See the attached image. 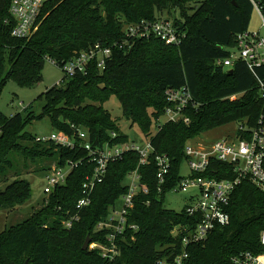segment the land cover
Wrapping results in <instances>:
<instances>
[{
  "label": "trees",
  "instance_id": "obj_1",
  "mask_svg": "<svg viewBox=\"0 0 264 264\" xmlns=\"http://www.w3.org/2000/svg\"><path fill=\"white\" fill-rule=\"evenodd\" d=\"M11 1L0 0V93L9 79L22 87L36 85L42 80L47 58L62 65L95 43L110 47L111 54L104 69L91 62L85 73L64 76L60 84L46 90L39 96L43 100L39 114L25 109L24 113L7 117L0 112L1 177H6L12 167L8 154L19 148L18 140L29 139L23 132L31 119L46 116L53 131L69 134L73 124L88 131L92 146H102L106 142L129 141L103 107L111 96L120 102L124 117L131 124H139L146 137L167 106L166 89L187 85L193 101L186 109L188 123L164 122L151 136L154 150L148 163L138 167V154L128 151L107 165L89 205L79 210L78 220L69 229L63 221L78 212L76 203L82 196V184L93 173L94 163L85 158L87 152L83 149L37 142L24 147L22 154L26 157H49L58 166L83 160L68 174L65 184L44 199L41 210L0 232V264H155L161 249L178 240L171 234L173 227L193 219L184 207L175 211L164 206L167 193L182 178L180 168L187 141L229 123L239 122L252 128L260 114L262 102L256 80L246 65L236 61L227 69L218 63L229 54L225 48L235 46V35L248 28L253 12L251 2L53 0L43 9L34 34L29 39H19L10 33ZM261 5L264 13V0ZM165 10L171 15L177 12L173 20L185 33L180 45H165L154 37L125 38L126 24L154 20ZM256 71L264 78V65ZM111 131L118 134L112 140ZM158 154L170 159V171L161 184L155 161ZM137 167L146 192L136 196L127 222L136 224L138 230H129L125 237H119V254L106 262L99 249L83 250L82 246L87 237L90 243H106L108 230L97 229V224L127 191L128 174ZM216 167L228 173L218 174ZM205 174L216 178L233 176L231 167L222 163H215ZM30 195L28 180L15 179L0 191V208L13 209ZM228 211L229 225L215 227L204 243L192 245L188 264H232L231 257L241 251H263L259 243L264 229L261 192L243 181L233 192Z\"/></svg>",
  "mask_w": 264,
  "mask_h": 264
},
{
  "label": "built area",
  "instance_id": "obj_2",
  "mask_svg": "<svg viewBox=\"0 0 264 264\" xmlns=\"http://www.w3.org/2000/svg\"><path fill=\"white\" fill-rule=\"evenodd\" d=\"M53 0H12L9 12L13 19L11 36L19 39H29L37 30L40 15L46 4ZM261 20L264 29V13L261 0H249ZM126 39H149L150 37L161 40L165 45L178 46L185 38L171 18L158 15L154 20L141 19L137 22L128 23L124 27ZM121 47V46H120ZM235 51L229 52L228 56L218 61L219 64L229 69L236 61L243 62L256 80L259 98L262 108L256 124L252 128L240 125L235 137L230 140H217L207 145H193L186 143L184 147V161L189 168V174L182 176L179 182L171 189L173 192H187L195 189L184 205L185 212L193 219L190 223H180L173 227L171 234L178 240L170 247L161 249L162 254L155 264H188L189 248L192 245L204 243L213 229L217 226H227L230 223L228 207L236 187L243 181L253 184L262 194L264 200V78L256 71L264 65V35L260 30L251 31L245 29L235 35ZM110 47H103L95 43L87 50L80 51L70 60L58 65L54 60L47 58L54 65L60 67L66 77L76 73H85L89 63L94 62L102 70L110 57ZM62 81V79H61ZM58 84H60V82ZM57 84V85H58ZM167 106L161 117L164 122H189L186 109L192 103V95L187 85L179 88H168L164 92ZM158 118V121H160ZM71 133L52 131L34 137L35 142L42 144H54L68 149H83L87 152L85 158L94 163L93 173L85 177L82 184V196L76 203V212L63 221L66 228H71L73 221L78 220L79 210L89 205L91 196L97 183L101 182L106 174L107 165L117 161L125 152L134 151L139 156L138 167L148 163L154 148L151 144V136L143 144L134 142H106L102 146H92L89 133L75 125H71ZM111 140L118 134L110 133ZM245 134V136H244ZM83 159L68 161L65 166L56 163L46 175L43 192L45 198L58 186L65 184L68 174ZM157 178L159 183L165 181L170 171V159L168 155H156ZM215 163H222L231 167V178H216L207 173ZM138 167L131 171L127 177V191L120 197L119 208L114 206L109 215L97 224V229H107L106 243L92 242L90 249H99L100 255L106 262L114 260L120 252L117 240L125 237L129 230H138L136 224L127 222V218L134 206L136 196L146 192V188L140 182ZM216 169V173H228ZM159 192L161 191L158 188ZM259 243L263 251L253 253L241 251L231 257L232 264H264V229L259 234Z\"/></svg>",
  "mask_w": 264,
  "mask_h": 264
},
{
  "label": "rangeland",
  "instance_id": "obj_3",
  "mask_svg": "<svg viewBox=\"0 0 264 264\" xmlns=\"http://www.w3.org/2000/svg\"><path fill=\"white\" fill-rule=\"evenodd\" d=\"M192 7L194 6L192 5ZM161 15L164 18L174 19L177 16V12L171 15L165 10ZM248 30H260L261 34L264 35L260 17L255 10L251 14ZM225 49L229 52L235 51L234 47H226ZM64 76V72L60 67L46 60L42 70V80L36 85L22 87L12 79L7 80L0 93V112L7 117L17 112L24 113L25 109L32 111L34 115L39 114L43 106V100L39 96L51 87L56 86ZM103 107L110 113L119 130L128 137L130 142L143 145L148 140L149 137H146L145 132L139 124H131V121L124 117L121 104L115 96H111L104 103ZM163 121L164 117H161L160 121L153 122L150 132L154 134L158 130V125ZM240 125L246 127V125L239 122L229 123L190 139L187 143L207 145L217 140L230 141L235 137ZM52 131L53 129L48 117L31 119L23 132L29 135V139L18 140L19 148L14 149L8 154V157L12 161V167L7 172L6 181H4L6 177L0 176V191L5 188L6 184L15 179H25L30 183L31 195L27 201L19 206H15L13 209L0 208V232L26 221L45 206L44 201L46 198L43 192L45 178L50 172L51 166L55 165V159H49V157L30 159L22 154V150L24 147H29L35 143L33 137L48 134ZM180 173L183 177L189 174V168L185 161L181 165ZM193 193H196L195 189L187 192L170 191L165 197L164 206L168 209L180 211ZM120 205L121 202L118 200L115 206L119 208Z\"/></svg>",
  "mask_w": 264,
  "mask_h": 264
},
{
  "label": "water",
  "instance_id": "obj_4",
  "mask_svg": "<svg viewBox=\"0 0 264 264\" xmlns=\"http://www.w3.org/2000/svg\"><path fill=\"white\" fill-rule=\"evenodd\" d=\"M89 244H90V238L87 237V238L85 239L84 243H83L82 249H83V250L88 249Z\"/></svg>",
  "mask_w": 264,
  "mask_h": 264
}]
</instances>
